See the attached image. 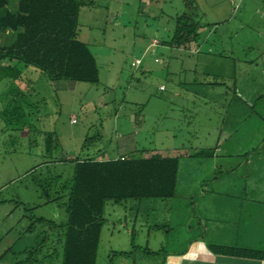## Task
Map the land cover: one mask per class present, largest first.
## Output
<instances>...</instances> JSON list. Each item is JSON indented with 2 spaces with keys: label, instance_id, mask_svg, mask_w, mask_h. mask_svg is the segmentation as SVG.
Listing matches in <instances>:
<instances>
[{
  "label": "rangeland",
  "instance_id": "374dc122",
  "mask_svg": "<svg viewBox=\"0 0 264 264\" xmlns=\"http://www.w3.org/2000/svg\"><path fill=\"white\" fill-rule=\"evenodd\" d=\"M82 1L78 38L96 60L98 83L68 82L65 92L58 89L64 81L51 84L30 67L22 71L23 81L0 82V264L60 263L62 243L48 261L53 237L32 219L44 215L57 222L54 214L65 211L54 205L28 211L38 203L33 180L67 179L72 167L61 159L109 152L122 141L139 152L134 157L143 151L178 158L176 195L107 203L96 264H162L169 254L186 251L188 223L195 226L198 213L206 217L205 228H197L206 239L249 240L246 229L256 225L259 237L264 0ZM183 13L197 25L198 40L188 48L170 47L175 18ZM21 91L25 98L17 101ZM194 148L208 156H189ZM248 204L252 218L241 221L236 233L238 208L244 212ZM116 208L125 212L121 222Z\"/></svg>",
  "mask_w": 264,
  "mask_h": 264
},
{
  "label": "trees",
  "instance_id": "16d2710c",
  "mask_svg": "<svg viewBox=\"0 0 264 264\" xmlns=\"http://www.w3.org/2000/svg\"><path fill=\"white\" fill-rule=\"evenodd\" d=\"M84 5L82 0H0V82L23 81L22 71L30 67L51 84L98 83L96 60L78 38L79 13ZM198 37L197 25L183 13L175 18V28L167 45L188 48ZM15 97L23 101L25 95L21 91ZM17 101L13 99L14 103ZM45 142L46 153L50 154L52 137L47 136ZM200 155L208 156V153L200 152L196 156ZM61 161L72 165L71 177H38L36 181L42 195L52 190L66 198L67 220L56 226L62 241L59 264H96L107 203L122 205L144 199H171L176 195L179 171L176 157L105 159L100 153ZM49 225L52 227L53 223ZM207 250L213 255L264 262V250L213 245L207 246ZM46 258L51 262L54 252Z\"/></svg>",
  "mask_w": 264,
  "mask_h": 264
},
{
  "label": "crops",
  "instance_id": "0c3cea01",
  "mask_svg": "<svg viewBox=\"0 0 264 264\" xmlns=\"http://www.w3.org/2000/svg\"><path fill=\"white\" fill-rule=\"evenodd\" d=\"M198 32H199V30H198ZM154 42L155 41L152 42V45ZM192 44H194V43H191L190 45H192ZM60 83H62V82H60ZM58 85H60V84H58ZM60 87L61 88H58V89L65 91V92L69 91L71 88V86L68 82H63V86L60 85ZM242 103L245 105L247 104L245 102V100ZM216 146L217 147L215 150L218 151L219 150L218 144H216ZM134 149L135 148H133V147L128 149L127 144L124 141H122L120 145L118 144L117 149H115L116 151L114 149H111L109 152L108 151H101V150H96V151L87 150L85 155H95V154L98 155L100 153L101 154L103 153L105 159H117L120 156H134L132 154L139 153L137 150H134ZM45 150H46V148H45ZM200 152L201 151L198 150L197 148H194L193 151H192V149H190L189 156L195 157ZM263 152H264V150H263ZM153 155H158V154L157 153L146 154L143 151L140 152L141 158H148V157L153 156ZM162 157H168V156L164 155ZM169 158H174V157H169ZM71 159H74V157L69 158L68 160H71ZM97 159H100V157H98ZM61 160H65V159H61ZM47 163H49V162L47 161V162H44L40 165H37L36 167L31 169L29 172H32V170H33V173H34L38 170H42V168L45 167L47 165ZM71 167H72V165H71ZM33 173H29V174L33 175ZM40 178H43V177H40ZM33 181H34L33 184L36 187V191L38 193V197L36 198V201L38 203L34 204L33 205L34 207H32V208H28V211L34 210L36 208L43 209V208L47 207L48 205H52V206L54 205L55 207L62 208L65 211L66 198L64 197L63 194H61V193L55 194V191L51 190L50 193H48L47 195L44 196V195H42L41 191L39 190L36 181L35 180H33ZM60 197H62V198H60ZM245 197H247V195ZM250 203H252V205L254 206L253 211H255L256 200L255 201L252 200V201H250ZM23 204L30 205V203H24V202H23ZM241 204H243V203H241ZM113 205H115V207H117L116 204H113ZM238 209L239 210H238L235 218L237 220V223H238L237 225L239 227L241 221L246 223V222H248V220H247L248 218H250V219L252 218V217H250V214H249L251 211L250 210L251 204H248V208L246 207L247 210L244 212H242V208H238ZM112 211H114L119 216L118 221L121 222L122 218L125 216V212H121V211L119 212V210H117V208L115 210L113 209ZM53 213H55V212L53 211ZM54 216L57 218V222H56V220L54 221L53 219H49V217H45L44 215L34 217V219H32L33 215L31 217V219L33 221H36L42 225L47 226V229L49 230V232H51V236L53 238L51 239V242H52L51 248H48V249H51L50 252H54L55 247L58 244L62 243L60 231L56 226H60V225L64 224L67 220L66 211H65V215L59 214L57 212V214H54ZM58 218L60 219V221L58 220ZM103 218H104V216H103ZM40 219L44 220V222L37 221ZM193 219L195 222L194 223L195 226H193L192 220H191L188 223V227H187V229H188V246L186 248V251L185 252L180 251V252L169 254L167 257H165V259L163 261H161L162 264H264V262L261 260L242 259V258H235V257L213 255L212 253L208 252V250H207V246L213 245V246H222V247H227V248H238V249H246V250L263 251L264 250V222L262 223V225H260L261 226V233H260L259 237H258V228L256 225L257 233H256V230L254 228H251V229L247 228L246 229L247 235H248V233L250 235L249 240L246 236L243 239V241H241V242H239L237 239H234L233 243H231V242H229V243H218L217 241H214V239H210V240L206 239L205 231H203V232L201 231V233L197 231V228H199L200 230L201 229L203 230V228H205V226H206V217L203 216V214H201V213L194 214ZM200 220H202V222ZM49 222L53 223L52 227L49 225ZM191 224H192V227H191ZM123 226H125V224ZM239 230H240V227H239V229L236 230V233H238ZM252 230H254V233L252 232ZM194 233L197 234L195 237L193 236ZM101 235H102V231H101ZM100 240H101V238H100ZM46 241H47V237H44L42 242L45 243ZM253 241H254V243L252 244Z\"/></svg>",
  "mask_w": 264,
  "mask_h": 264
},
{
  "label": "built area",
  "instance_id": "2783aa9c",
  "mask_svg": "<svg viewBox=\"0 0 264 264\" xmlns=\"http://www.w3.org/2000/svg\"><path fill=\"white\" fill-rule=\"evenodd\" d=\"M157 44V42L155 41L154 43H153V45H156ZM138 64V62L137 63H132V66H136Z\"/></svg>",
  "mask_w": 264,
  "mask_h": 264
}]
</instances>
